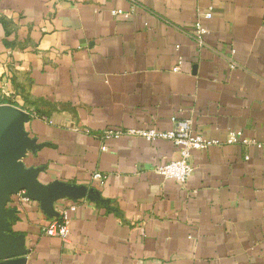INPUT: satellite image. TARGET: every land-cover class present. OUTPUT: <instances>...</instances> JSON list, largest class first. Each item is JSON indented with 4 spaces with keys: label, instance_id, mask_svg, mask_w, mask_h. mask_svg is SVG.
Wrapping results in <instances>:
<instances>
[{
    "label": "crops",
    "instance_id": "crops-1",
    "mask_svg": "<svg viewBox=\"0 0 264 264\" xmlns=\"http://www.w3.org/2000/svg\"><path fill=\"white\" fill-rule=\"evenodd\" d=\"M1 103L30 114L39 182L92 190L56 201L75 205L66 240L39 201L10 204L26 264H264V0H0ZM171 117L221 142L192 151L185 186L156 171L171 142L102 138Z\"/></svg>",
    "mask_w": 264,
    "mask_h": 264
},
{
    "label": "water",
    "instance_id": "water-1",
    "mask_svg": "<svg viewBox=\"0 0 264 264\" xmlns=\"http://www.w3.org/2000/svg\"><path fill=\"white\" fill-rule=\"evenodd\" d=\"M30 114L10 104H0V264H26L27 249L23 234L15 235L11 223L17 219V208L10 205L11 196L25 191L37 200L49 216H58L55 203L59 199L79 200L90 197L92 190L60 181L43 184L38 181L41 167H26L23 158L40 147L25 130Z\"/></svg>",
    "mask_w": 264,
    "mask_h": 264
},
{
    "label": "built area",
    "instance_id": "built-area-1",
    "mask_svg": "<svg viewBox=\"0 0 264 264\" xmlns=\"http://www.w3.org/2000/svg\"><path fill=\"white\" fill-rule=\"evenodd\" d=\"M113 15H123L124 17L130 16L131 12H123L120 9H114L111 11ZM212 16V6H208L203 10L201 16L194 23L193 36L200 47L204 44V38L209 33V30L202 23L203 20H208ZM234 50H232V53ZM181 59H179L180 63ZM231 67L234 63L231 62ZM174 70H179V64L176 65ZM2 104V103H1ZM171 128L168 130H158L155 128H130V129H105L102 131L103 139L116 138L121 135H130L143 138L147 141H153L157 139L167 140L172 143L176 148L178 157L176 159L165 162L156 168V171L162 175L165 180L173 181L178 183L180 186H185L191 177L194 165L191 161L192 151L204 150L210 146L220 145L221 142L216 138L205 137L193 131L191 122L189 120H178L175 117H171ZM242 141L247 143L246 139H241L239 133L230 132L227 135L226 143H235ZM105 145L101 146V150H106ZM92 178L102 184L105 176L99 172H95ZM24 190H19L17 193L11 196L12 203L19 205L29 199L24 195ZM75 208L74 203L71 201L60 204L56 211L58 217L48 223L47 226L43 227L42 231L49 236H58L64 240L69 237L70 232V221L68 218V210Z\"/></svg>",
    "mask_w": 264,
    "mask_h": 264
}]
</instances>
